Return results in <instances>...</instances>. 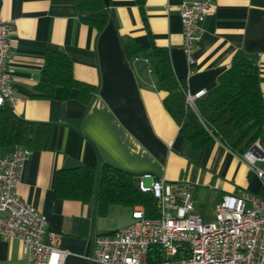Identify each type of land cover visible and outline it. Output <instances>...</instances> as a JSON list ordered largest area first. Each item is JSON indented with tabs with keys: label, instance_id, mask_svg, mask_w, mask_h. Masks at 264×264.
<instances>
[{
	"label": "crops",
	"instance_id": "0c3cea01",
	"mask_svg": "<svg viewBox=\"0 0 264 264\" xmlns=\"http://www.w3.org/2000/svg\"><path fill=\"white\" fill-rule=\"evenodd\" d=\"M191 1L143 0L139 8L136 0H102L108 18L97 31L80 21L73 0H0V18L13 28L8 72L14 102L9 108L22 120L51 126L49 148L31 151L15 191L45 217L48 231L61 235L60 248L67 251L63 264H92L95 237L120 228L114 220L118 205L106 216L97 214V185L88 203L58 198L59 170L89 166L99 171L106 164L134 175L135 184L143 175H150L143 178L146 185L152 178L186 181L194 186L195 210L198 198L208 194L217 204L223 195L261 191L255 174L219 142L199 153L188 146L163 106L165 93L156 76L142 62L129 61L123 50L128 41L143 51L167 49L187 95L208 93L240 54L258 68L264 95V0H215L198 22L188 63L180 7ZM55 50L66 53L76 80L95 87L85 101L74 91L63 100L59 89L51 99L34 96L46 54ZM256 142L264 149V127ZM0 264H29L18 239L0 237Z\"/></svg>",
	"mask_w": 264,
	"mask_h": 264
},
{
	"label": "built area",
	"instance_id": "2783aa9c",
	"mask_svg": "<svg viewBox=\"0 0 264 264\" xmlns=\"http://www.w3.org/2000/svg\"><path fill=\"white\" fill-rule=\"evenodd\" d=\"M215 0H194L180 7L182 49L187 62L193 61L198 40V22ZM12 24L0 18V106L12 104L8 72L9 35ZM152 72L145 57H134ZM204 90L186 95L194 107ZM31 151L13 147L0 155V237L18 239L29 264H63L67 251L60 248L61 235L46 229L45 217L16 193L24 162ZM260 181L261 191L223 195L217 203L215 221L204 224L195 210L194 186L186 181L154 179L146 185L143 175L136 188L149 193L157 217L147 218L144 209L134 207L131 222L111 234L96 236L92 264H264V149L254 144L239 157ZM157 256L162 259H156Z\"/></svg>",
	"mask_w": 264,
	"mask_h": 264
},
{
	"label": "trees",
	"instance_id": "16d2710c",
	"mask_svg": "<svg viewBox=\"0 0 264 264\" xmlns=\"http://www.w3.org/2000/svg\"><path fill=\"white\" fill-rule=\"evenodd\" d=\"M80 21L100 31L108 14L102 0H73ZM142 8L143 0H136ZM123 50L129 61L145 52L158 88L165 93L163 106L179 128V133L196 153L219 142L242 156L262 136L264 127V95L259 86L258 68L236 54L229 67L217 78L213 89L191 107L186 102V84L174 75L167 49L151 47L148 51L128 41ZM57 89L65 100L74 91L79 101H85L95 87L76 80L72 64L65 52L46 54L42 77L34 96L51 99ZM51 126L22 120L8 104L0 106V150L23 147L30 151L47 150ZM97 178V214L106 216L111 206L142 207L147 218L157 217L155 201L149 193L137 190L134 175L103 164L78 166L59 170L55 176V195L60 199L88 203L94 196ZM156 259H162L157 256Z\"/></svg>",
	"mask_w": 264,
	"mask_h": 264
},
{
	"label": "rangeland",
	"instance_id": "374dc122",
	"mask_svg": "<svg viewBox=\"0 0 264 264\" xmlns=\"http://www.w3.org/2000/svg\"><path fill=\"white\" fill-rule=\"evenodd\" d=\"M259 166H264V164H259ZM96 183H95V192H96ZM201 190H199L200 192ZM199 197V196H198ZM217 210V204H215L210 195L208 194L205 198L200 200L198 198V204L196 212L199 214L201 221L204 224L213 223L215 221V215ZM132 209L129 207L118 206L116 214V224L118 228L126 226L130 222ZM113 220V221H114Z\"/></svg>",
	"mask_w": 264,
	"mask_h": 264
}]
</instances>
